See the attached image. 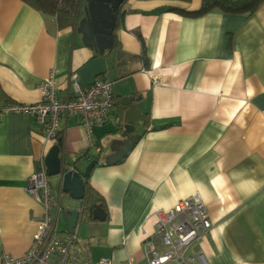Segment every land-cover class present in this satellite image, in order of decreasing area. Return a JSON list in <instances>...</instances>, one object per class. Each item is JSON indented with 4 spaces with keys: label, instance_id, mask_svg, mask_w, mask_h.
<instances>
[{
    "label": "crops",
    "instance_id": "obj_1",
    "mask_svg": "<svg viewBox=\"0 0 264 264\" xmlns=\"http://www.w3.org/2000/svg\"><path fill=\"white\" fill-rule=\"evenodd\" d=\"M202 0H125L114 48L96 53L74 27L60 28L21 0H0V264L31 248L44 210L29 194V179L55 142L36 118L5 112L41 100L42 83L56 71L61 99L76 82L109 79L114 110L88 134L79 116L61 120V157L79 173L96 160L85 183L104 201L106 220L80 225L77 244L91 264L134 259L148 264L155 211L198 194L213 222L194 243L207 264H264V3L253 15L196 13ZM135 97L134 110L125 106ZM140 139L119 163L107 165L119 127ZM45 164V163H44ZM54 207L81 210L49 177ZM81 223V224H82ZM102 224V225H97ZM59 231V230H58Z\"/></svg>",
    "mask_w": 264,
    "mask_h": 264
},
{
    "label": "built area",
    "instance_id": "obj_2",
    "mask_svg": "<svg viewBox=\"0 0 264 264\" xmlns=\"http://www.w3.org/2000/svg\"><path fill=\"white\" fill-rule=\"evenodd\" d=\"M56 71L42 83L41 100L33 105L11 104L7 112L31 116L42 126L47 141L58 144L61 120L79 116L88 134L94 126L105 125L114 110V93L109 79H97L89 86L76 82L69 98L61 99L56 81ZM41 168L29 179L28 194L43 207L30 250L20 259L5 255L1 264H91L77 244V235L61 233L51 215L54 207L49 177L44 161ZM157 243L145 244L148 264H207L203 252L191 253L192 245L209 238L213 222L198 194L177 202L173 207L155 211ZM98 264H113L101 258ZM124 264H135L128 259Z\"/></svg>",
    "mask_w": 264,
    "mask_h": 264
},
{
    "label": "water",
    "instance_id": "obj_3",
    "mask_svg": "<svg viewBox=\"0 0 264 264\" xmlns=\"http://www.w3.org/2000/svg\"><path fill=\"white\" fill-rule=\"evenodd\" d=\"M84 19L79 23L78 31L83 34L84 43L93 48L96 53L104 54L106 50L114 48V32L118 24V12L123 0H85ZM135 97L124 98V105L134 110L133 102ZM135 129L128 124L119 127L114 134L116 140L112 145L115 152L106 159L107 165L121 162L133 149L140 139V135H133ZM62 140L54 145L45 158V167L48 177L62 175L63 190L71 200L82 201L86 193L84 179L89 178L92 169L97 165L94 160L89 163L84 173L72 167L61 157ZM63 217L67 224V232L70 235H77L78 229L83 222V212L78 208L68 207L63 211ZM93 218L99 221L106 220L103 208L98 207L93 211Z\"/></svg>",
    "mask_w": 264,
    "mask_h": 264
},
{
    "label": "trees",
    "instance_id": "obj_4",
    "mask_svg": "<svg viewBox=\"0 0 264 264\" xmlns=\"http://www.w3.org/2000/svg\"><path fill=\"white\" fill-rule=\"evenodd\" d=\"M33 7L43 15L55 18L60 28L74 27L79 21L82 6L85 0H21ZM190 2L191 0H186ZM264 3V0H202L201 9L196 13L178 11L185 16H204L218 10L227 14L253 15ZM61 132L58 141L61 139ZM62 140V139H61ZM98 207H105L104 201L99 197L87 182L86 193L82 201L84 217L93 221V211Z\"/></svg>",
    "mask_w": 264,
    "mask_h": 264
},
{
    "label": "rangeland",
    "instance_id": "obj_5",
    "mask_svg": "<svg viewBox=\"0 0 264 264\" xmlns=\"http://www.w3.org/2000/svg\"><path fill=\"white\" fill-rule=\"evenodd\" d=\"M81 225H83L82 227H83V229H82V231L84 232V233H87L88 231H90V228L89 227H91V226H89V223H82ZM97 225H102V224H97ZM58 230H59V232H60V230H66V227H65V224L63 223V220H61L60 219V222H59V224H58Z\"/></svg>",
    "mask_w": 264,
    "mask_h": 264
},
{
    "label": "flooded vegetation",
    "instance_id": "obj_6",
    "mask_svg": "<svg viewBox=\"0 0 264 264\" xmlns=\"http://www.w3.org/2000/svg\"><path fill=\"white\" fill-rule=\"evenodd\" d=\"M123 1H125V0H123ZM121 6H122V5H121ZM120 11H121V7L119 8V12H118V14H117L118 19H119V17H120Z\"/></svg>",
    "mask_w": 264,
    "mask_h": 264
}]
</instances>
